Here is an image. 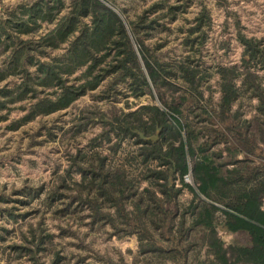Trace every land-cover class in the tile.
Listing matches in <instances>:
<instances>
[{
  "label": "trees",
  "instance_id": "obj_1",
  "mask_svg": "<svg viewBox=\"0 0 264 264\" xmlns=\"http://www.w3.org/2000/svg\"><path fill=\"white\" fill-rule=\"evenodd\" d=\"M187 5L154 2L131 21L134 40L123 18L102 0L2 5L0 82L9 77L2 73L8 66L6 71L21 81L13 89H0V108L32 99L29 113L19 121L23 125L74 107L86 95L111 101L107 110L79 109L73 130L99 124L105 141L132 140L138 149L123 163L142 166L138 177L109 166L110 157L95 152L91 144V153L79 151L70 158L71 166L47 200L64 202L63 180L76 172L81 181L70 204L87 210L92 224L110 223L119 233L136 234L147 264L152 257L161 264L176 255L189 264L195 250H203L204 258L196 254L192 264H264V41L244 35L236 21L243 48L240 62L202 66L195 54L206 42L204 28L211 20L203 6L185 29L189 53L161 59L158 51L164 43H147L143 35L151 38L167 30L166 22L176 21ZM64 45L62 56L51 55ZM213 74L218 76L215 101L204 94L205 88L214 90L209 84ZM43 90L52 93L41 96ZM119 94L158 97L164 108L149 104L121 110L115 103ZM253 99V114L247 118L244 105ZM183 107L188 117H182ZM17 122L10 128L17 130ZM187 174L196 189L185 183ZM184 188L192 197L180 203ZM42 192L43 186L31 192L25 185L21 193L38 197ZM107 206L114 211H105ZM221 231L245 234L247 242L226 243ZM44 240L29 229L22 243L10 249L40 264Z\"/></svg>",
  "mask_w": 264,
  "mask_h": 264
},
{
  "label": "rangeland",
  "instance_id": "obj_2",
  "mask_svg": "<svg viewBox=\"0 0 264 264\" xmlns=\"http://www.w3.org/2000/svg\"><path fill=\"white\" fill-rule=\"evenodd\" d=\"M22 1L28 0H0V9L2 5L12 6ZM102 1L123 18L134 40L137 34L135 29L131 28V21L159 0ZM184 1H188L187 7L176 21L166 22L167 30L159 31L151 38L143 35L147 43H164L158 51L161 59L176 60L189 53L183 42L185 29L195 23V18L203 6L208 10L211 20L204 28L206 42L195 54L202 66L212 68L218 64L240 62L243 48L237 39L236 21L240 23L244 35L264 41V0H170L175 5H182ZM53 26L54 24H51L50 27ZM43 30L42 33L48 31ZM135 46L138 49V46ZM50 52L52 56H62L65 45ZM2 58L4 55L0 56V63ZM8 67L2 73H10L9 77L0 82V89H13L21 81L19 77L11 74L12 72L6 71ZM77 75L78 73H75V76ZM71 78L73 77H69ZM217 79L216 74L209 78V84L214 90H204L206 96L212 94L214 101L218 97ZM51 93L52 90H43L41 96ZM117 98L116 107L125 111H133L149 104L164 108L158 97L151 99L146 95L137 98L119 94ZM32 103V99L15 100L0 108V198H4L0 199V264H35L28 256L19 257L17 252L10 249L12 245L22 243V235L29 234V229H33L45 239L43 250L39 253L40 264H147L145 257L140 254L136 234L119 233L110 223L92 224L87 210L76 202L70 204V199L77 195V184L81 181L76 172L63 180L61 191L65 195L64 202H49L46 198L60 184V177L64 176L71 166L70 158L79 151L91 153V144L95 145V152L110 157L109 166L119 167L128 175L138 177L142 166L132 162L123 163L124 158L136 153L138 149L132 140L119 141L113 137L111 142L105 141V131L99 124H90L81 131L73 130L79 109L107 110L112 106L111 101L94 100L86 95L81 97L74 107L39 115L20 125V119L29 113ZM255 103L256 100L253 99L251 103L244 105L245 117L249 118L253 114V106L250 104ZM127 104L130 108H127ZM183 109L182 117H188L187 108ZM15 122L20 125L17 130L10 128ZM154 137L157 138V135H154L153 139ZM187 175L189 179L184 177L185 183L196 189L191 174ZM25 185L31 192H34L36 187L43 186V192L38 197L26 196L21 193ZM191 197V192L184 188L178 201L187 203ZM68 206L69 209L66 210ZM107 207L105 211H114L111 206ZM116 225L117 228L120 227ZM126 228L124 226V229ZM220 236L226 243L247 242L245 234L221 231ZM198 251L190 254L189 264L195 260L196 254L199 260L204 258V251L197 253ZM176 256V260L167 259L161 264H184L183 257ZM153 258L155 257L151 258V264H160L158 259Z\"/></svg>",
  "mask_w": 264,
  "mask_h": 264
},
{
  "label": "built area",
  "instance_id": "obj_3",
  "mask_svg": "<svg viewBox=\"0 0 264 264\" xmlns=\"http://www.w3.org/2000/svg\"><path fill=\"white\" fill-rule=\"evenodd\" d=\"M185 178H186V179H189V175H186Z\"/></svg>",
  "mask_w": 264,
  "mask_h": 264
},
{
  "label": "crops",
  "instance_id": "obj_4",
  "mask_svg": "<svg viewBox=\"0 0 264 264\" xmlns=\"http://www.w3.org/2000/svg\"><path fill=\"white\" fill-rule=\"evenodd\" d=\"M249 37V36H248ZM242 46V45H241ZM242 55V54H241ZM263 210H264V206H263Z\"/></svg>",
  "mask_w": 264,
  "mask_h": 264
},
{
  "label": "water",
  "instance_id": "obj_5",
  "mask_svg": "<svg viewBox=\"0 0 264 264\" xmlns=\"http://www.w3.org/2000/svg\"><path fill=\"white\" fill-rule=\"evenodd\" d=\"M154 139H156V137H154Z\"/></svg>",
  "mask_w": 264,
  "mask_h": 264
}]
</instances>
